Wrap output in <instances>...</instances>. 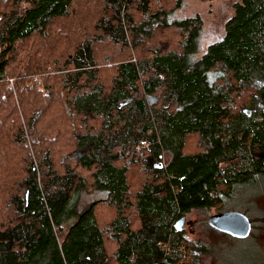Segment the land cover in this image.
<instances>
[{
	"label": "trees",
	"instance_id": "16d2710c",
	"mask_svg": "<svg viewBox=\"0 0 264 264\" xmlns=\"http://www.w3.org/2000/svg\"><path fill=\"white\" fill-rule=\"evenodd\" d=\"M185 1L0 0V264H199L187 214L249 219L264 0L205 49L198 15L170 19Z\"/></svg>",
	"mask_w": 264,
	"mask_h": 264
},
{
	"label": "rangeland",
	"instance_id": "374dc122",
	"mask_svg": "<svg viewBox=\"0 0 264 264\" xmlns=\"http://www.w3.org/2000/svg\"><path fill=\"white\" fill-rule=\"evenodd\" d=\"M238 2L239 0H186L183 7L170 19L172 22H178L198 15L203 23L199 44L205 49L208 44L222 38L224 23L234 14V6ZM245 167L243 161L233 166L237 170ZM103 196L104 194L99 192L89 195L81 193L78 212H82ZM243 204V210L250 215L248 220L252 229L249 235L241 240H232L225 232L211 227L210 220L215 215H210L206 210H194L184 217L183 228L186 237L201 247L198 254L199 264H238L243 259L257 261L259 258L264 261V197L253 201L252 204ZM231 211L242 213L238 209Z\"/></svg>",
	"mask_w": 264,
	"mask_h": 264
},
{
	"label": "water",
	"instance_id": "95a60500",
	"mask_svg": "<svg viewBox=\"0 0 264 264\" xmlns=\"http://www.w3.org/2000/svg\"><path fill=\"white\" fill-rule=\"evenodd\" d=\"M154 167L156 168L157 165H154ZM210 224L214 228L240 239L246 238L251 231L248 218L242 213L235 211L213 216Z\"/></svg>",
	"mask_w": 264,
	"mask_h": 264
},
{
	"label": "built area",
	"instance_id": "2783aa9c",
	"mask_svg": "<svg viewBox=\"0 0 264 264\" xmlns=\"http://www.w3.org/2000/svg\"><path fill=\"white\" fill-rule=\"evenodd\" d=\"M9 81V85L12 87V80H8Z\"/></svg>",
	"mask_w": 264,
	"mask_h": 264
}]
</instances>
